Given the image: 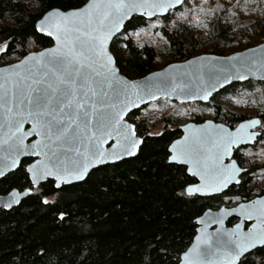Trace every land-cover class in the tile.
<instances>
[{"label":"snow or ice","instance_id":"snow-or-ice-1","mask_svg":"<svg viewBox=\"0 0 264 264\" xmlns=\"http://www.w3.org/2000/svg\"><path fill=\"white\" fill-rule=\"evenodd\" d=\"M182 3L183 0H89L71 11L52 8L41 14L43 18L33 31L54 39L55 47L0 69V114L4 117L0 130L6 129L0 136V177L6 175L5 169L17 168L21 156L41 157L26 169L29 189L23 193L14 191L4 207L19 204L21 195L32 194V188L37 193L43 191L50 178L53 188L60 189L83 180L90 168L137 155L143 140L137 136L135 124L127 123L124 117L156 99L157 91L170 87L177 95L206 101L218 85L246 78L240 72V67L247 66L246 61L229 67L201 63L197 70L207 69L209 78L199 77L194 90L188 84H177L174 76L141 85L119 75L107 45L124 22L133 13L146 14L151 19ZM244 4L245 0H237L234 15L246 11ZM199 10L204 11L202 7ZM4 30L11 29L6 26ZM7 47L5 44L0 51ZM232 70L234 75H225L221 82L218 73ZM25 120L32 123L28 132L22 131ZM258 125H262L261 120H248L235 133L211 122L206 128L187 125V135L168 148L167 162L187 166V173L199 178L200 183L189 184L181 195L218 194L230 185H239L243 169L231 159L233 149L258 136L264 140V135L248 131ZM32 135L39 139L25 145V138ZM109 139L115 143L111 150H105L103 144ZM226 159L230 162L225 163ZM232 213L238 214L241 222L231 230L221 228L215 233L202 229L196 243L184 254L183 264H264V196L230 210L221 209L218 216L203 223L222 224ZM248 221L254 223L245 230Z\"/></svg>","mask_w":264,"mask_h":264},{"label":"trees","instance_id":"trees-1","mask_svg":"<svg viewBox=\"0 0 264 264\" xmlns=\"http://www.w3.org/2000/svg\"><path fill=\"white\" fill-rule=\"evenodd\" d=\"M87 2L0 0V46L8 45L0 54V67L53 45L50 38L33 31L42 13L52 8L71 11ZM183 8L184 5L180 10ZM180 10L154 20L134 17L126 25L111 47L125 76L138 80L173 63L204 54L226 56V52L239 51L244 44L249 49L264 42V34L256 35L253 28L255 23L264 24V20L220 26L219 20L232 10L222 5L218 10L219 20L212 27L213 40L195 49L183 38L181 26L176 30L165 27ZM158 21L163 23L161 35L165 47L138 45L131 33ZM6 26L11 30L5 31ZM238 29L242 33L249 31V35L240 39ZM254 84L259 82L233 84L208 103L191 106L206 108L214 120L233 127L247 117L222 106L218 97L236 96L240 89L250 91ZM146 107L128 117L135 124L137 135L144 140L136 158L97 168L84 182L60 189H54L53 181H48L39 193L32 188V194L17 208L0 212V264H180L181 255L196 235V220L206 210L233 207L258 195L254 194L252 183L254 174L261 170L259 167L245 173L241 184L223 195L209 198L181 195L189 184L195 183L186 167L167 162L168 148L181 137V129L173 128L174 123L168 116L164 119L163 133L152 135L149 120L142 115ZM203 109L199 114L191 113L190 121L208 120ZM242 156L241 150L236 152L241 166ZM26 176V169L21 166L0 180V195L28 190L30 183ZM50 198L54 202L43 203Z\"/></svg>","mask_w":264,"mask_h":264},{"label":"rangeland","instance_id":"rangeland-1","mask_svg":"<svg viewBox=\"0 0 264 264\" xmlns=\"http://www.w3.org/2000/svg\"><path fill=\"white\" fill-rule=\"evenodd\" d=\"M236 3L237 0H207V3H205V0H188L184 4L182 10L173 14L171 20L165 25V27L171 30H176L181 26L182 28L180 32L183 35V38L186 42H191L196 49L200 46L210 44L213 40L212 27L219 20L218 10L221 9L222 5L232 9L231 12L227 13L226 16H222L219 20L220 26L224 28L229 25L231 26L236 22L240 24L248 21L263 22L264 0H245V4L242 6L246 7V11L240 15H234V12L237 10L233 8V5ZM201 7L204 11L199 10ZM155 25L157 26H150L132 32L131 36L140 46L150 44L158 49H163L165 47V42L161 35V25H163V23L162 21H158ZM255 25L256 26L253 27L256 28L254 33L256 35L264 34V24L255 23ZM238 31L240 33L237 35H240V39L242 36L249 35V31H246V33H242L239 29ZM137 33L139 34L137 35ZM244 45L239 51L234 53L246 50L247 48L244 47ZM3 47V45L0 46V48ZM2 52L3 51H0V54ZM226 53V56L233 54ZM252 82L254 83L255 81ZM252 86L253 88L250 91L240 89L236 96H219V103L239 115L254 117L261 112L263 113L264 83L254 84ZM176 103L177 102L169 100H160L148 105L143 110L142 115L149 120L152 135L158 136L163 133L166 124L164 119L166 117L171 116V120L174 123L171 125L173 128L180 127L190 122L191 113L199 114L201 112L200 110L203 109L196 106L192 107L191 104H183L182 107H179ZM203 114L207 118L213 119V114L210 110L204 108ZM243 156L250 161L249 163L257 165L264 164V141L261 142L255 150H247L243 152ZM254 177L255 181L252 183V188L254 189V194H259V192L264 190V175H260V173L257 172L254 174ZM48 200L52 201L53 198ZM238 204L239 203L236 205Z\"/></svg>","mask_w":264,"mask_h":264},{"label":"water","instance_id":"water-1","mask_svg":"<svg viewBox=\"0 0 264 264\" xmlns=\"http://www.w3.org/2000/svg\"><path fill=\"white\" fill-rule=\"evenodd\" d=\"M187 1L188 0H183V3L182 4L176 5L175 8L170 9L167 13H164L163 15H159L158 14L157 16L152 17L151 19L146 14L141 15L140 13H133L132 16H131V18L129 20H126L124 22V27L120 30V32L117 33L114 37H112V39L108 42L107 48H108L109 53L112 56L115 57V55L113 54V52L111 50L112 44L114 43L115 39L117 37H119L124 32L126 25L134 17H144L147 20H154L156 18H166L171 12L180 10ZM88 2H89V0H88ZM38 23H39V21L37 22V24ZM40 35H43V34H40ZM43 36H45V35H43ZM45 37H47V36H45ZM47 38H49V37H47ZM50 39L53 41V45L51 47H49V48L55 47V40L52 39V38H50ZM262 45H264V43H262V44H260V45H258L256 47H252V48L243 50L241 52L233 53V54L228 55V56H219V55H213V54L200 55V56L194 57V58H192L190 60H187V61H184V62H178V63L170 64V65L166 66L165 68H163L161 70H158L156 72H153V73L149 74L148 76H146V77H144L142 79H138V80H131L127 76H125L121 72V70H120V68H119V66L117 64V60H116V67L119 69V75L122 76L124 79H127L129 81H136L137 83L143 85L146 82H152V81H156V80H168L169 78H171V77L174 76L176 78V81L175 82L177 84H181V85L188 84L190 87H193L198 82V78L201 77V76H203V78L205 80H208V78H209V72L207 71V69H205L204 72H200V71L197 70L198 67H199V65L201 63H203L205 65H215L217 67H229L233 63H235L238 66H240V64L243 61H246L247 62V66L240 67V72L244 73V75L246 76L245 79H242L241 80V79H235V78H233V79L230 80V82L224 83L223 84V87H220L218 85L217 88H216V91H214L212 93V95L208 98V100H206V101L205 100H201V99H188V98H185L183 95H177L176 93H172V90H171L170 87H165L162 90L157 91V98L156 99H154V100H148L146 103L141 104L139 108L133 109L132 112H129L124 117V120L127 123L133 124V123H131L128 120V117H129V115L131 113H133L134 111L140 110L143 107L148 106V105H150L152 103H156V102H158L160 100H169V101L177 102V103H180V104H192V103H199V102L208 103L213 98V96H215L216 94H218L219 92L223 91L224 89H226L227 87H229V86H231L233 84L244 83V82L251 81V80L257 81V82H264V79H262V77H264V50L261 49V46ZM46 49H48V48H46ZM252 49H255L256 51L255 52L250 51ZM43 50H45V49H43ZM43 50H41V51H43ZM41 51H39V52H41ZM39 52H34V53H39ZM31 54H33V53H31ZM231 57H237L238 59L235 60V61H231L229 59ZM24 59H25V57L21 61H23ZM115 59H116V57H115ZM21 61H19L17 63H14V64H11V65L4 66V67H0V69L9 68V67H11V66H13L15 64L20 63ZM253 61H255V62H253ZM189 62H192V63L190 64ZM234 72H235V70H232V71H229V72L218 73L219 79L221 80V82H223V78H224L225 75H234ZM156 74H160V75L157 76ZM193 90H194V87H193ZM165 93H171V94L170 95H166ZM3 122H4V117H3L2 114H0V124H2ZM209 122H211L212 125H217V126L223 125V127L226 128L229 132L235 133L236 130L239 128V126L241 124L246 123L247 121L240 123L237 126V128H235V129H231V128H229L228 126H226L224 124L216 123L213 120H207V121H205L202 124H196V123L190 122V123H188V124H186V125H184V126L181 127V130H182V133L183 134L177 140H180L185 135H187V133L185 132V127L187 125H193L195 128H206V127H208ZM259 127H260V125L256 126L255 128L248 129V131H250V132H256L255 130L257 128H259ZM31 128H32V123L30 121H28V120H25V122L23 124L22 131L23 132H28V131L31 130ZM3 131H6V129L0 130V136L3 135ZM256 133H259V132H256ZM258 137H257V139H258ZM139 138L141 140H143L141 137H139ZM38 139H39V137H37L35 135L28 136V137L25 138L24 143H25V145H29L30 146L32 143H34ZM257 139L255 141H251V142L246 143V144H241V145H239L238 148H234L231 159L232 160H235L234 159V155H235V151L237 149H239L241 147H244V146L254 145L256 143ZM143 142H144V140H143ZM114 143H115V140L109 139L106 143L103 144V148L105 150H111L112 145ZM142 145H143V143L140 145V147H139V149L137 151V155L132 156V157H125L124 159L119 160V161H116L115 163L109 162V163H106V164H103V165H98L96 167L90 168L88 174L85 176V178L83 180L73 181V182H71L69 184L62 185L61 188L63 186H71V185H74V184H78V183L84 182L88 178V176L90 175V173L92 171H94L95 169H97V168H100V167H103V166H106V165L117 164V163H120V162H122L124 160L136 158L138 156L139 152H140V148H141ZM26 159H36L33 162V163H35L37 160L41 159V157H38V156H21L20 157V162H21L20 165L17 168H15L14 170H12V171H8L7 169H5L6 175L4 177H0V180L4 179L9 174L16 172L20 168L22 162L24 160H26ZM227 161L228 160L226 159L225 160V163H227ZM237 165L239 166L238 163H237ZM183 167H186L187 168V166H183ZM244 173H245V170H243L240 173V180H241V182H242L241 177H242V175ZM188 175L190 177H192L189 173H188ZM193 178H195L198 181L197 184L200 183L199 178H197V177H193ZM49 181H52V179L50 178ZM239 185H230L223 192L218 193V194H212V195L195 194V195H192V196H199V197H203V198L220 196V195H223L224 193H226L227 191H229V189L231 187H233V186H239ZM14 191H18V190H13L10 193H8L7 195H0V212L2 210L10 211V210H12L14 208H17L26 198H28L31 195V194H29V195H21V197H20V203L19 204L13 203V205H12L11 208L4 207L5 203L8 202V201H10L12 199L11 194ZM243 203H247V202H243ZM237 206L238 205H236L234 207H237ZM234 207H232V208H234ZM221 209L230 210L231 208L222 207L219 210H211V209H209V210H206L202 216H200L199 218H197V220H196V223H197L196 235H195V237L193 239V242L191 243V245L189 246L188 249H190L193 246V244L196 243V237L199 236V235H201V230L202 229H205L206 228V231L208 233H215L218 229H221V228H223L224 230H231V229H233L235 226L228 227V225H227L228 221L231 220V219H233V218L239 219V222L238 223L241 222V217L238 214H236V213H232V215L227 216V217H225L223 219V223L222 224L211 223V224L206 225L205 223H203L205 221H208L211 217L218 216L220 214V212H221ZM248 223H254V221H248ZM188 249L181 255L180 264H183V256L188 251Z\"/></svg>","mask_w":264,"mask_h":264},{"label":"flooded vegetation","instance_id":"flooded-vegetation-1","mask_svg":"<svg viewBox=\"0 0 264 264\" xmlns=\"http://www.w3.org/2000/svg\"><path fill=\"white\" fill-rule=\"evenodd\" d=\"M264 43V42H263ZM251 81H253V80H251ZM255 82H257V81H255ZM259 83H264V82H259ZM239 115V114H238ZM264 115V113H260V114H258V115H256V116H254V117H250V116H247L246 115V117H247V119L246 120H243V121H241V122H239L238 124H236L235 126H233V127H231V126H229V125H227V124H225V123H222V122H217L216 120H214V119H208V120H213L214 122H216V123H219V124H224V125H226V126H228L229 128H231V129H235V128H237V126L240 124V123H242V122H245V121H248V120H251V119H259V120H261L262 121V125H264V119L262 118V116ZM205 121H207V120H205ZM204 121V122H205ZM191 122V121H190ZM189 122V123H190ZM204 122H202V123H204ZM194 123V122H193ZM202 123H196V124H202ZM188 124V123H187ZM186 125V124H185ZM262 125H260V127L259 128H257L255 131L256 132H259L260 134H262V135H264V126H262ZM184 126V125H183ZM181 127L182 126H180V129H181ZM181 132H182V130H181ZM183 134V133H182ZM182 136V135H181ZM179 139V138H178ZM264 140H262L261 139V137L259 136L258 137V139H257V141H256V143L254 144V145H250V146H244V147H241V148H239V149H237L236 151H235V155H234V159L237 161V163L239 164V162H238V160L236 159V152L237 151H239V150H241L242 151V155H243V152H245V151H247V150H255L257 147H258V145L261 143V142H263ZM242 158H243V166H241L240 164H239V166L243 169V170H245V173H249V172H251V170H255L257 167H259V168H261V170H257V172H259L260 173V175H264V164H259V165H257V164H252V163H249L250 161L249 160H247L246 158H244V156H242ZM36 159H26V160H24L23 162H22V164H21V166H24L25 167V169L27 168V166L28 165H30L31 163H33L34 161H35ZM230 161L228 160L227 161V163H229ZM20 166V167H21ZM256 167V168H255ZM187 169V168H186ZM255 170V171H256ZM244 173V174H245ZM243 174V175H244ZM242 175V176H243ZM242 178V177H241ZM195 179V178H194ZM198 183V181L195 179V183H193V184H197ZM260 194H258V195H255L251 200H253V199H256V198H258V197H260V196H264V190L263 191H261V192H259ZM248 202V201H247ZM236 206V205H235ZM234 207V206H233ZM222 208V207H221ZM227 208V207H226ZM229 208H232V207H229ZM209 210V209H208ZM212 210V209H211ZM219 210V209H218ZM231 220H233V222L231 223V224H229V222L231 221ZM231 220H229L228 221V223H227V225H228V227H233V226H235L238 222H239V219H237V218H233V219H231ZM252 223H248L247 222V225H246V227H245V230H247V226H250Z\"/></svg>","mask_w":264,"mask_h":264}]
</instances>
